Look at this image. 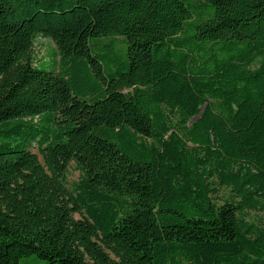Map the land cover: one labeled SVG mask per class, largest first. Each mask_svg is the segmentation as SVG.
<instances>
[{
	"label": "trees",
	"instance_id": "16d2710c",
	"mask_svg": "<svg viewBox=\"0 0 264 264\" xmlns=\"http://www.w3.org/2000/svg\"><path fill=\"white\" fill-rule=\"evenodd\" d=\"M250 212L264 0H0V264H264Z\"/></svg>",
	"mask_w": 264,
	"mask_h": 264
},
{
	"label": "rangeland",
	"instance_id": "374dc122",
	"mask_svg": "<svg viewBox=\"0 0 264 264\" xmlns=\"http://www.w3.org/2000/svg\"><path fill=\"white\" fill-rule=\"evenodd\" d=\"M53 48L54 45L49 39L38 37L34 41L32 51L33 54L35 55V59L45 61L48 58V53L51 52ZM78 178H79V172L76 171L73 165L71 164L69 166L68 174H67L68 187L71 188L72 184L76 182ZM220 195L222 198L227 197V193L223 190L220 192ZM75 217H77V215H75ZM247 218L250 221L254 222L255 224L259 225L260 227L264 228V213L250 212Z\"/></svg>",
	"mask_w": 264,
	"mask_h": 264
}]
</instances>
